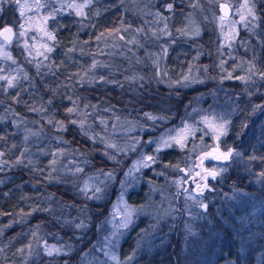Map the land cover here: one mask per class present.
<instances>
[{"label": "trees", "instance_id": "1", "mask_svg": "<svg viewBox=\"0 0 264 264\" xmlns=\"http://www.w3.org/2000/svg\"><path fill=\"white\" fill-rule=\"evenodd\" d=\"M83 2L84 0H41L40 3L44 7L39 8V13L46 18L54 9H60L62 5ZM168 3L173 4L171 11L166 9ZM254 3L258 17L254 31L259 33L260 37H252V39L259 44L258 54L261 57L258 58L257 54L242 58L253 60L255 57L253 62L259 69L264 70V0H254ZM193 5L198 6L193 7ZM2 7L0 26L10 23L15 30H18L20 25L18 6L15 3H5ZM83 11L84 15L79 16L75 14V10L64 7L63 11L55 13L54 19H48L46 25L49 31L55 34L58 43L50 41V46L54 50L47 54V60L36 56L34 52L29 56L28 51L23 47L24 44L19 41L10 44L8 49L16 63L0 60V75L18 76L17 87L6 92L0 91V116L5 117L0 119V135L6 137L5 140H0V152L5 154L3 159L12 162L27 148L25 165L5 166L0 172V181H2L0 213H6V215L0 214V249L3 250L0 251V264H66V262L70 264L76 259L75 254L83 253L84 248L88 247L91 241L78 242L72 247L70 255L63 252L61 255L47 256L39 251L37 240L32 233L36 232L39 237L41 228L51 226L52 229L62 231L61 240H71L69 230L66 228L78 220L83 208L90 213L88 215L92 218V227L96 224L100 219L98 210L103 209L106 203L103 205L98 200L90 201L82 194L80 185L82 175L89 176L87 178L93 180V183L97 182L105 195L111 192L110 195L114 196L115 192L124 190L136 207L141 205L150 207L149 202L154 198L151 195L149 181L165 183L172 171L176 172L180 170L181 165L190 162L189 152L195 156L197 142L205 140L203 131L198 130L190 134L183 148L173 146L159 153L155 151V145L150 142L156 133L181 116L187 103L194 96L192 91L199 92L197 86L173 84L174 80H180V77H176L179 73L196 65L197 54H202L198 58V63L201 61L203 71L207 66L206 75L210 80L204 88H208L213 81L218 80L217 70H220L221 53L219 43L222 36L216 30V26L211 28L207 24L209 20L215 23L218 19L217 0H137V3H132L131 0H92ZM157 12L167 17L166 23L171 26V31L170 35H161L160 41L151 42L152 48L158 55L162 54L166 59V63H161L159 69L155 70L154 57H146V63L142 65L138 61L137 64H132L134 55L142 56L146 49H141L138 45L136 48L128 41L133 31L137 32V38L142 33L141 39H145L143 27L146 28L147 25H151L150 23L158 26L165 23L156 15ZM196 17L201 21V34L197 37L182 35L178 29L185 31L187 20ZM113 29L119 31H110ZM243 32L249 34L247 30ZM101 33L104 35L98 41L96 37ZM69 49L74 50L69 51ZM33 57L35 60L30 63ZM235 59H237L236 64L240 58H231L233 61ZM40 60H43V65L37 72L36 63ZM93 60L101 61L104 65L92 69L90 65ZM233 61L225 63V67L234 68ZM242 67L243 70L239 68L236 72H247L248 63H243ZM9 68L13 70L19 68L22 71L9 72ZM23 73L28 74L27 80L23 78ZM132 73L135 75L129 80L128 75ZM149 73H152L150 75L153 77L157 75V85L145 82V76ZM101 76L116 83H105L99 80ZM80 77H84V83L80 82ZM89 78L94 79L95 82L88 83ZM221 83L230 90L225 96L231 101V123L227 139L222 141V145L233 150H241L243 161L235 165L231 164L229 170L226 168L221 172L218 178L221 180L219 189L212 196L208 194V190H205L202 197L209 202H206L207 209L193 205L191 200H187L188 211L200 216L199 222L193 225L195 226L193 232L207 238L203 251L197 249L193 260L194 264L224 262L264 264V179H258V174L264 171V161L248 159L250 156L264 157V112L252 111L253 104L264 102V81L257 79L255 85L248 86L247 91L254 93L251 97L247 95L243 84L238 80H226ZM221 83L218 80V84ZM17 93L20 94L19 102L12 99ZM68 96L77 101L78 112L69 114L65 111L66 108L74 107L67 99ZM49 100L52 101L51 104L48 103ZM85 104L89 107L85 108ZM93 105L95 107H92ZM31 108H43L49 117L41 111H30ZM145 113L157 117L163 116L165 119L149 120ZM85 114L87 115L83 129L79 123H71L85 118ZM117 119L125 122L122 129L113 127ZM49 120L53 123L49 124ZM101 120L105 123L101 124ZM128 120L134 125H128L126 122ZM59 121L64 122L63 130L57 127ZM244 125L246 127H243ZM134 127L136 128L134 132L129 131ZM139 134L142 143L133 151L130 145L139 139ZM25 135H28L27 141ZM101 138L105 142L102 143ZM208 138H211L210 134L207 135L206 139ZM106 144L128 148L127 151L119 154L125 156L129 152L127 159L129 163L140 153H150L156 157V162L139 171L138 176H142L140 184L130 186L126 181L122 186L121 181L124 179L122 180L121 176L125 173L128 164L122 165L120 162L110 160L105 152L112 155L116 151L107 148ZM13 145L16 147L13 148ZM57 149H60L65 157L70 155L73 160L75 156L82 155L78 160L82 171L78 172L72 167L64 170L68 173L62 171L61 167L67 164V161L64 158L57 160L54 153ZM232 159L233 157L228 163ZM29 160L31 164L28 163ZM41 164L46 166L42 168ZM109 170H114L115 178L106 180L104 173ZM157 171H160L158 176L155 174ZM49 172L59 179H46ZM175 186L177 187L172 185V188ZM235 190L239 192L232 201H225L226 197ZM242 196L247 202L240 199ZM185 201L186 199L182 197L177 202L183 215L186 213ZM37 206L52 210L33 212L32 209ZM29 212L31 215H24ZM86 212L84 213L87 214ZM149 217L151 216L142 215L128 231L122 245L125 249L128 248L129 252L121 256H128L140 245L146 250L135 257L132 264H173V262L186 264L190 256L182 245L184 241L190 240L195 244L198 237L186 230L185 225L180 222L181 218L174 227L171 224V217H167L162 220L164 237L159 240L151 227L154 222ZM62 224H68V227ZM196 227L198 231H194ZM142 229L145 231L141 232ZM143 233L145 236L152 234L145 238ZM134 237L139 240L137 245L133 242ZM80 238L82 237L78 239ZM30 243L31 255L27 247ZM163 244L165 251L162 248ZM150 246H154L156 251L150 252ZM19 249L24 251L18 252Z\"/></svg>", "mask_w": 264, "mask_h": 264}, {"label": "rangeland", "instance_id": "2", "mask_svg": "<svg viewBox=\"0 0 264 264\" xmlns=\"http://www.w3.org/2000/svg\"><path fill=\"white\" fill-rule=\"evenodd\" d=\"M41 0H39L40 2ZM223 1H230L231 5H232V14L230 16V20H235V21H239L240 16L238 14L235 13V7H237L240 3H243V0H219V3L223 2ZM20 2L23 3H27L29 5V7L27 9H25L26 15L27 17H31V31L29 32L28 37H26L25 39L27 40V42L31 45V44H35L37 49H40V45L41 43H48L50 45V41H47L46 38L43 36V32L39 31V29L41 27L46 28L47 31H49L47 25L44 23V20L42 18L41 13H39V8L36 7V1L35 0H20ZM132 3H137V0H131ZM35 11V12H34ZM143 12V11H142ZM219 15H222V13L218 12ZM19 21L20 24H24L25 23V19L21 17V14L19 15ZM151 25H147V27H143V33H144V38L145 39H141V37L143 36V34L141 33V35L137 38V32L133 31L132 32V36L131 38L129 37L130 41H133L131 44H133L134 47L137 48V45L142 49H146V52L143 53L144 55H139V54H135L133 60H132V64H137L136 61H138V63L144 64L146 63L145 58L146 57H154L155 60V70L159 69V65L161 63L164 64V62L166 63V59H164L162 54H159L155 51L154 48H152L151 46V42H157L161 40V35H163L161 33V29H164L165 23L163 22L162 24H160L159 26L154 24V23H150ZM209 26L212 28L214 26H216V30L220 33V23L218 21V19L215 21V23H213L211 20L208 21ZM196 25L195 27H199L200 29V34L202 32V25H201V21L198 19V17H196L195 19H189L187 20V27L185 28V31H192V27ZM171 26L167 24V29L166 31L168 33H170L171 31ZM231 27L230 23H226L224 25V30L225 32L229 31ZM236 38L234 41H232V47L228 48L227 47V43L224 41L223 37L221 38V53H220V60L219 63L221 61H224V64L227 62H231L233 60H231V58H237L239 57V61L235 64V61H237V59H235L232 63L234 64V68L236 67V65L238 64H242L249 61L247 59H243L242 57L245 56H253V55H257L258 54V47L259 44L255 43V41L252 39V37H260L259 33L255 32V31H249V27L246 28L244 26L243 23H239L236 26ZM257 27V26H256ZM251 28V27H250ZM249 31L248 33H244L243 31ZM255 30V28H254ZM153 32L156 33V35H153ZM35 36L36 39L32 40L31 36ZM221 35V33H220ZM0 40H2V38H0ZM259 41V39H258ZM19 42L24 44V40H20ZM14 43H18L17 40H15V38L13 39V42L11 44ZM10 44L6 47V50L8 51ZM165 49V46H164ZM167 47H166V51H167ZM41 51H43V49H40ZM35 54L36 52L33 51ZM161 55V56H160ZM202 54H197V57H201ZM258 58L261 57V55L259 56V54L257 55ZM41 57V56H40ZM159 57V58H156ZM196 58V57H195ZM198 58H196L195 60V64L194 67L191 68V71H189V69H187V71L185 72H181L178 74V76L176 77H180V80H174L173 84H176V81H182L183 77L185 75H189L192 77L197 78L199 81H203L202 83H191L188 84V86L190 87H198V91H192L194 96L192 97V99L187 103L186 109L185 111H183L181 113V116L178 117L176 119V121L174 123L168 124L166 128H163L162 130H160V132L156 133V135H154L151 139V142L155 145V148H157V143L155 141H157L161 136H165L167 137V135H175V132L169 133L168 130L169 129H180L183 128L185 124H188L191 126V130H190V134L196 132V131H203V136H205V140L201 141V142H197L196 147H197V155L199 158V161L201 160L202 156H204L205 153L211 152L213 151L211 148L214 146H218V147H222L224 151H227L229 149V147L223 146L222 145V141L227 139V135L222 137L220 139V141H216L213 138V135L211 134V132L208 130L207 126L202 122V117L203 116H220L223 115L226 119H228L230 121L231 118V101L225 96L227 94L228 91H230L228 88H225V85H223L221 82L226 81V80H232V79H223V76H226L229 72H232L234 68L228 69L225 67L224 65V70L222 71L221 68L220 70H217V74H218V80L221 84H218V80L217 81H213L212 85L208 86V88H204L208 85L209 83V79L206 75L207 71H203V69L201 68V61L200 63H198ZM99 64L104 65V63H102L101 61H98ZM231 63V64H232ZM147 66V65H146ZM153 69V71L155 73H157V71H155ZM239 68H236V70H238ZM235 70V72H236ZM166 72V71H165ZM235 72L233 73L234 75H246L247 72ZM149 73V75L145 76V82L149 83L150 85L152 83H155L157 85V80L158 78L157 75H155L154 77L151 76ZM135 74H129L128 75V79L132 80L133 76ZM235 80V79H233ZM239 82H241V84H243V89L245 90V84L243 81L238 80ZM216 82V83H215ZM182 84V83H180ZM183 85V84H182ZM186 86V87H188ZM200 87V88H199ZM132 93V92H131ZM177 95H179V93H177ZM195 110V111H194ZM43 114H45L46 117L47 116V112L44 109ZM34 122V121H33ZM128 125H134L132 124L133 122L128 120L126 121ZM125 122L123 120H119L117 119L114 123H113V127L116 129H122V126ZM130 123V124H129ZM230 126V125H229ZM131 128V127H130ZM229 129V127H228ZM136 130V128H132L129 129V131H133ZM229 131V130H228ZM142 135V133H140ZM138 136V140L140 141V143H142V139L140 138V135ZM190 134L187 135L185 141L190 137ZM210 134L211 138H207V135ZM184 141V142H185ZM140 143H135V150H137V146ZM134 143H132L131 145H133ZM130 145V146H131ZM131 149V148H130ZM144 149V147H143ZM166 150L168 148H162L161 150ZM214 149V148H213ZM133 150V151H135ZM238 151L241 154V150H235ZM54 153L57 156V160L58 159H66L67 164H64L63 169H61L62 171L64 170H69L70 167H72L73 169L79 168L81 169V167L79 166L81 163H79L80 161L79 158L82 155H77L75 156L74 160L71 158L70 155H66V157L64 156V153H62V151L60 149H57L54 151ZM128 154H130L129 152H127ZM126 154L125 156L120 155L118 152H114L112 155H115L117 157V160L114 162H120L122 165H124L125 163L128 164L127 169H125V173L128 171V169L130 167H132L133 163L137 160H139L141 158L142 155H151L150 153H140L137 156H135L134 159L131 160V162L129 163L127 161V159L129 158V155ZM72 159V160H71ZM243 161V157L240 156H233V159L228 163V165L226 166V168L229 170L231 164L235 165V163H241ZM113 162V161H112ZM42 162H39V164ZM195 164H199L198 162H196ZM42 168H44L46 166V164H41L40 165ZM59 166V165H58ZM57 168V165H56ZM144 169V168H143ZM142 169V170H143ZM182 169V168H181ZM177 170L172 171L173 173L171 174V176H168V180L165 181V183H161V182H153V181H149L151 184V195H153V200L151 202H149V206L148 205L145 206V211L143 213H140L138 215H136L134 217V222L129 226L132 227L133 225H135L136 222H138V219L142 216V215H148L151 216L149 218L152 219V221L154 222V224L156 223V217H158L159 215H162L164 213V210L169 209L170 207L172 209H174L172 215L167 216V217H171L172 221L171 224L172 226L175 227V225L177 224V222L180 220V222L182 223V225H186V224H190L192 226V230L193 225H196L199 220H200V216H197V213H193V214H188V210H186L184 213L185 215H183V212L181 210V208L178 205V200H177V192H175L176 190V186L172 188V185H177L176 183H174V181H180L181 184L184 183V181L181 179V177L184 178V176L182 174H179L182 170ZM65 173H68V171H64ZM81 172V171H79ZM125 173L122 174L121 178L122 180L124 179V181L126 180L128 182L127 185H132L136 186V184H140V182L142 181V176L138 174L140 172H136L134 173V177L133 178H126L125 177ZM171 173V172H170ZM170 173L168 175H170ZM156 176H158L160 174V171H157ZM90 175V174H88ZM175 175H177L175 177ZM89 176L86 175H82L80 178V185L82 187V189L85 186V183L88 184L89 186V191H88V196L92 195V188L94 186H98L97 182L93 183V180H91L90 178H87ZM123 192V201L126 202L129 206L131 207H136L134 204L131 203L129 197L127 196V194L125 193V191H120V192H115L114 196L110 195L111 192H108L107 195H105V193H102V198L99 199L98 201L102 202L103 205L106 203V205H104V208H99L98 213H99V220H97L96 224L92 227V218L88 215L90 213L86 212V209L83 208L82 212L80 214V217L78 218V220L74 223H72L69 228H66L67 230H69V234H67V237H69L71 240H67V239H62V231H57V229L53 228L51 226H46L44 228H41V234L39 236V251H41L42 254L47 255L44 252V244L45 242L48 245H57L58 247L63 245L65 246V250L63 252H67L71 253L72 247H74V245H77V243H81L83 240L85 241V243H88L91 241L90 245H88V247L84 248L83 253L79 254H75L76 256H74V258H76L75 260L71 261L70 264H99V262H105V264H116V262L111 261L108 257H106L103 252L101 251V248H105V251H111V252H115V254L118 257V247L119 244L121 242V240H123V238L127 235L128 231H129V227L127 229H119L120 232H122L123 234L119 237V240L116 241L115 237H112V232L115 230V226L118 225L120 223V221L122 220L123 217V212H124V203L120 202V198H121V194ZM239 192V190L237 191ZM236 190L234 192H232L229 196L226 197L227 202L232 201L233 197L236 196ZM241 194V193H240ZM199 197V196H198ZM239 197V196H238ZM248 198V197H247ZM250 198V197H249ZM201 199V198H200ZM242 199V201L247 202L246 199L243 200V196L240 198ZM96 199H90V201H93ZM203 202L205 200H202ZM208 202V201H205ZM204 202V203H205ZM193 203V202H192ZM209 203V202H208ZM86 205V204H85ZM220 205V204H217ZM219 207V206H218ZM155 208V209H154ZM157 210V211H156ZM84 212H86L87 214H85ZM244 212V211H243ZM245 214H247V212H244ZM95 214V212L93 213ZM188 215V216H187ZM166 217V218H167ZM241 216H239L240 218ZM204 219V218H203ZM84 221V223L87 225L86 228L84 229H77L74 227L75 224L80 223L81 221ZM163 222L162 220L160 221L159 225L156 227L157 229H154V231L156 232V236L157 238H159V240L163 239V235L164 233L161 232L162 230V225ZM62 226L68 227V224H62ZM154 231L152 233H154ZM194 231H198L197 227L196 230ZM150 233V234H152ZM188 233V232H187ZM150 234H148V236H150ZM209 234V233H206ZM200 235V234H199ZM197 233L196 236L198 237V239L196 240L197 242L192 243L191 240L190 241H184L182 248L185 249V251L189 254L190 257H188L189 259L187 260L186 264H194V255L197 249H199V251H203L204 249V245L206 244V237L203 236H199ZM82 237L80 239H78L79 237ZM155 236V238H156ZM163 236V237H162ZM105 237H108L110 241H112V243H109V241L105 240ZM200 237V238H199ZM203 237V238H202ZM150 238V237H149ZM169 238V237H168ZM61 240V241H60ZM185 240V239H184ZM150 242V241H148ZM71 246L70 248L67 246ZM105 245H107V247H105ZM163 251L166 250L165 247H163ZM140 249V250H139ZM150 249L153 251H156V249L154 250L152 246H150ZM146 249H144L142 246L139 245V247L136 249V254L135 257L137 258L139 256V254L143 251H145ZM63 252H61L59 255H61ZM186 253V254H187ZM162 254V253H160ZM55 255V254H54ZM48 256V255H47ZM119 258V257H118ZM120 259V258H119ZM71 260V258H70ZM123 260V259H120ZM135 260V258H134ZM133 260V263H134ZM174 264V262H173ZM185 264V262H184ZM223 264H231V263H227L224 262Z\"/></svg>", "mask_w": 264, "mask_h": 264}, {"label": "snow or ice", "instance_id": "3", "mask_svg": "<svg viewBox=\"0 0 264 264\" xmlns=\"http://www.w3.org/2000/svg\"><path fill=\"white\" fill-rule=\"evenodd\" d=\"M5 3H15L18 8L20 9V14L21 17L25 19V23L24 24H20L18 30H14L13 26H0V38H2V40H0V60H4V61H12L13 64L16 63V61L13 59L12 55L10 52H8L6 50V47L11 44L13 42V38L15 37V39L17 41L20 40H24V49L26 51H28L29 56H32V52L35 51L36 52V56H41L43 57V60H47L48 59V55L53 52V47L50 46L48 43H41L40 45V49H43V51H41L40 49H37L35 44H29L27 42V40L25 39L26 37H28L29 32L32 30L31 29V17H27L25 9H27L29 7V5L25 2V3H21L20 0H0V12L3 11V7L2 5ZM92 3V0H84L83 3L81 4H76V3H68L66 5H62L60 9H54L53 13L49 15V17H46L44 20V23L47 24L48 19H54L55 18V13L59 12V11H63L64 7H67L69 9H73L75 10V14L79 15V16H83L84 15V11L83 9L88 7L90 4ZM217 4L218 7L220 9V11L222 12V15H220L218 17V21L220 23V33L221 36L223 37L224 41L227 43V47L231 48L232 47V41L235 40L236 38V25L239 23H243L244 26L246 28L249 27V24L252 25L251 28H249V31H254V28L257 26V20L258 17L256 16L255 13V3L254 0H243V3H240L237 7H235V13L238 14L240 16L239 21H235V20H230V16L232 14V5H230L229 3H219V0H217ZM198 5H193V7H197ZM36 7L37 8H41L44 7L43 4H41L39 2V0H36ZM166 9L168 11H171L173 9V4L172 3H168L166 5ZM156 15L159 17V19L161 21H165V26L164 29H161V33L165 34V35H170V33H168L166 31L167 29V17L163 16L160 12H157ZM226 23H230L231 27L229 29V31L225 32L224 30V25ZM39 31L43 32V36L46 38L47 41H53V42H57L56 40V36L53 32L51 31H47L46 28L41 27L39 29ZM110 31H119V29H113ZM125 31H127V29H125ZM141 31V30H138ZM179 32H181L182 35H190L193 37H197L200 35V29L199 27H195L192 31H184L182 29H178ZM104 33H101L100 36H97L96 39L99 41L101 39V37H103ZM153 35H156L155 32H153ZM32 40H35L36 37L33 35L31 36ZM121 39H123V37H121ZM129 43H132L133 41H128ZM87 43V42H85ZM74 49H69V51H73ZM198 58V57H196ZM255 57L253 58V60H249L247 61L248 63V68H247V74L246 75H234L233 73L235 72L236 68H241L243 70L242 64H238L236 65V67L233 69L232 72H229L226 76L222 77L223 79H235V80H240L243 81L245 84V90L247 91L248 86L251 85H255L257 82V79L259 81H264V70H261L257 67L256 63H254ZM35 60V57L32 58V60H30L29 62L32 63ZM43 60H40L39 62L36 63V68H37V72L40 71L41 66L43 65ZM98 66H103L100 65L97 61L93 60V63L90 65V68L95 69ZM51 67V66H49ZM220 68L223 71L224 70V61L220 62ZM9 72L11 71H16L17 73L21 72L22 70L17 68L15 70L9 68L8 69ZM189 71H191V68L189 69ZM205 71H207V66H205ZM78 75V74H77ZM23 78L25 80H27L28 74L27 73H23ZM255 78V79H254ZM99 80L105 82V83H116L115 81H110V80H106L105 77L101 76L99 77ZM0 91H7L8 89H12L17 87L18 84V76H13V75H0ZM80 82L84 83L85 79L84 77H80ZM88 83H94V79L89 78L87 80ZM202 83L203 81H199L197 78L189 76V75H185L183 77L182 81H176V83H182L184 86H188V84L191 83ZM257 91H259V89H257ZM253 92L251 91H247V95L249 97L253 96ZM19 93H17L16 96L12 97L13 100H16L17 102H19ZM67 99H69L72 104L74 105V107H69L66 108L65 111L69 114H72L74 112H78V104L76 100H73V98L71 96H68ZM49 104L52 103L51 100L48 101ZM85 108L89 107V105L85 104L84 106ZM92 107H95L94 105ZM7 111V110H6ZM30 111H41L43 112L44 109L40 108H31ZM195 111V110H194ZM252 111L253 113L259 111V112H264V102L261 103H257V104H253L252 105ZM86 115L85 114V118L80 119L79 121H71V123L76 124L79 123L81 129H83L84 124H85V119H86ZM149 120H157V119H165V117L160 116H154L151 113H145L144 114ZM5 117L0 116V119H4ZM202 122L207 126L208 130L211 132V134L213 135V138L216 141H220V139L224 136H226L228 134V127L230 125V121L228 119H226L223 115L220 116H203L202 118ZM15 122V121H14ZM49 124H52L53 121L49 120L48 121ZM105 122L103 120H101V124H104ZM57 127L60 128L61 130L64 129V122L63 121H59L57 122ZM243 127H246V125H244ZM190 130H191V126L188 124H185L183 128L180 129H169L168 132L172 133L175 132V135H167V137L165 136H161L157 141H155L157 143V148H156V152L159 153L161 151L162 148H170L173 146H179L181 148L184 147V141L187 137L188 134H190ZM87 134V133H85ZM93 139H96L97 137H92ZM6 137L4 135H0V140H5ZM28 140V135H25V141ZM101 142H105L102 138H101ZM151 142V141H150ZM135 143H140L139 140L135 141ZM135 143L133 145L130 146L131 150H135ZM13 148H15L16 146L13 145ZM107 148H111V149H115L116 152H125L128 150V148H121L118 147L116 144H106ZM26 152H27V148L24 149V151H22L20 153L19 156L16 157V159L12 162H9L5 159H3L4 157V153L0 152V172H2L4 170L5 166L8 167H13V166H17V165H25V159H26ZM105 155L108 156V158L110 160L116 161L117 157L115 155H109L107 152H105ZM241 154L238 151H235L231 148H229L227 151L225 152H221L219 150V148H215L213 149L212 152H208L205 153L204 156L205 158H211L213 160H217V161H228L230 160L233 156H240ZM249 161L252 160H256V159H261L262 161H264V157H255V156H250ZM156 162V157L152 156V155H142L141 158L137 161H135L132 165V167H130L128 169V171L125 173V177L126 178H133L134 177V173L141 171L143 168H148L151 166V164ZM29 164H31V161H28ZM54 163V161L52 162ZM173 167H177L178 166H173ZM201 167L203 168V160H201ZM226 168L225 167H221L219 171L215 170V168H203V174L201 173H197V176L199 177V180L202 183H197L196 184V188L195 190H191V189H184V192L186 194V196L188 197V199H190L193 202V205L199 206L200 208L203 209H207V204H205L202 199L198 198L197 194H203V192L206 189H210V185L208 183L209 179L215 180L220 174L221 172L225 171ZM77 171H82V169L77 168ZM105 179H114V170H109L107 173H104ZM46 179L48 180H58L59 177L52 175L51 172H49V175L46 177ZM182 180H185V178L181 177ZM258 179H264V171H261L258 174ZM185 182H187L185 180ZM0 183H2V181H0ZM126 183L125 181H121L122 186ZM174 183L177 184V188H178V192L179 189L181 188V184L180 181H174ZM88 191H89V186L87 183H85V186L83 189H81L82 194L87 198V199H96L99 200L102 198V189L98 186H94L92 188V195L88 196ZM49 199H51V197H49ZM120 202L124 203V212H123V217L122 220L120 221V223L118 225L115 226V230L112 232V237H115L116 241L119 240V237L123 234L122 232L119 231V229H127L133 222H134V217L140 213H143L145 211V206L141 205L139 207H131L129 206L126 202L123 201V192L121 194V198H120ZM189 209V205L187 203V200L185 201V210ZM52 209L50 208H40L39 206L34 207L32 209L33 212L35 211H44V212H49ZM82 211V209H81ZM174 209H172L171 207L169 209L164 210V213L162 215H159L158 217H156V223L153 224L151 227L153 229H155L161 220H164L167 216L172 215ZM0 214H5L6 213H0ZM189 214L191 215V212H189ZM24 215H31V212L29 213H24ZM65 223H70V221H65ZM75 228L77 229H84L87 227V225L84 223V221L82 220L80 223H77L74 225ZM186 230L192 234V235H196L195 232H193L192 230V226L190 224H186L185 225ZM37 228H39V225H37ZM145 230H141V232H144ZM33 237L36 238L37 240V245H39V237L37 236L36 232L32 233ZM105 240L109 241V243H112V241L109 240L108 237H105ZM139 246V245H138ZM29 249V255L32 254V244L30 243L28 246ZM69 248L71 247L70 245L68 246ZM105 247H107V245H105ZM65 250V246L61 245V246H57V245H48L46 242L44 244V252L48 255V256H53L55 255H59L61 252H63ZM0 251H3L2 249H0ZM24 249H19L18 252H23ZM101 251L103 252V254L108 257L111 261L116 262V264H132V261L135 258V254H136V249L132 250V254L128 255L126 257H124L123 260H120L117 255L115 254V252H111V251H105V248H101ZM67 264V262H66ZM99 264H105V262H99Z\"/></svg>", "mask_w": 264, "mask_h": 264}, {"label": "flooded vegetation", "instance_id": "4", "mask_svg": "<svg viewBox=\"0 0 264 264\" xmlns=\"http://www.w3.org/2000/svg\"><path fill=\"white\" fill-rule=\"evenodd\" d=\"M213 147L211 148L212 150H213V148H215V147H218V146H214V145H212ZM221 149H223L222 147H221ZM225 150V149H224ZM224 150H223V152H224ZM212 152V151H211ZM190 153V154H189ZM188 153V159L190 160V162L187 164V165H181V167H180V169L182 170L181 172H180V174H182L183 176H184V178H185V180L187 181V182H185V180H183L184 181V183L183 184H181V182H180V184H181V188L179 189V192H178V188L176 187V190H175V192H177V200H181V198L182 197H184L186 200H190V199H188V197L186 196V194H185V192H184V189H191V190H195V188H196V184L197 183H202L200 180H199V177L197 176V173H201V174H203V168H217L218 169V171L220 170V168L221 167H225L226 168V166H227V163H228V161H217V160H213V159H211V158H205V156H202V158H201V160H203V168L201 167V160L199 161V158H198V155H197V153L195 154V156L193 155V153L192 152H189ZM195 158V159H194ZM196 162H198L199 164H195ZM218 178H220V175L215 179V180H212V179H209L208 180V183H209V185H210V189H206V190H208V194L210 195V196H212L213 195V193H215V191L217 192L218 191V189H219V185H220V183H221V180H218ZM205 192L206 191H204L203 192V194H197L199 197L198 198H201L202 200H204V198L202 197V196H204V194H205ZM205 202V201H204ZM205 204H207L206 202H205ZM180 207V206H179ZM181 208V207H180ZM207 208H208V205H207ZM131 229V227H129V230ZM161 232H163V230H161ZM128 234V233H127ZM143 236L145 237V238H147L148 236L146 235L145 236V234L143 233ZM164 236V235H163ZM162 236V237H163ZM127 237V235L124 237V238H126ZM124 238H123V240H124ZM137 238H138V236H137ZM136 237H134V244L135 245H137V242L139 241L138 239H137ZM123 240H121V242H120V244H119V247H118V250H119V258L120 259H124V257H122L121 255H123L124 256V254L125 253H128L129 252V250H128V248L127 249H125L124 247H123V245H122V242H123ZM163 242V241H162ZM131 243H132V241H131ZM163 247H165L164 246V244H163ZM153 249H154V246H153ZM155 250V249H154ZM150 252H154L153 250H151L150 249ZM160 252V251H159ZM132 253V252H131ZM131 253L130 254H128V255H131Z\"/></svg>", "mask_w": 264, "mask_h": 264}, {"label": "water", "instance_id": "5", "mask_svg": "<svg viewBox=\"0 0 264 264\" xmlns=\"http://www.w3.org/2000/svg\"><path fill=\"white\" fill-rule=\"evenodd\" d=\"M221 3H229L230 5H231V2L230 1H223V2H221ZM220 10V9H219ZM220 13H222L221 11H220ZM4 26H13V24H10V23H8L7 25H4ZM14 27V26H13ZM14 30H15V28H14ZM14 39V38H13ZM215 148H217V147H215ZM214 148V149H215ZM219 148V150L221 151V152H223V150L220 148V147H218ZM215 170H217L218 171V169L217 168H215Z\"/></svg>", "mask_w": 264, "mask_h": 264}]
</instances>
